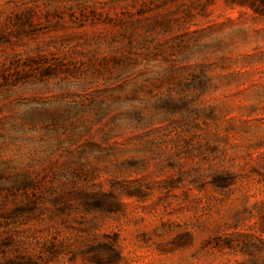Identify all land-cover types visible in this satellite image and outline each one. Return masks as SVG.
Segmentation results:
<instances>
[{"label":"rangeland","instance_id":"rangeland-1","mask_svg":"<svg viewBox=\"0 0 264 264\" xmlns=\"http://www.w3.org/2000/svg\"><path fill=\"white\" fill-rule=\"evenodd\" d=\"M0 264H264V0H0Z\"/></svg>","mask_w":264,"mask_h":264}]
</instances>
